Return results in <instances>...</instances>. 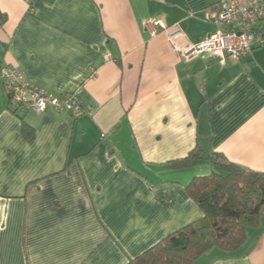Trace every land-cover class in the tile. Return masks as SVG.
I'll use <instances>...</instances> for the list:
<instances>
[{
    "label": "crops",
    "instance_id": "obj_1",
    "mask_svg": "<svg viewBox=\"0 0 264 264\" xmlns=\"http://www.w3.org/2000/svg\"><path fill=\"white\" fill-rule=\"evenodd\" d=\"M217 1L0 0V69L82 111L15 108L0 81V264H127L202 217L186 187L216 171L207 156L264 172V19L239 60L169 44L214 34ZM192 264H264V216Z\"/></svg>",
    "mask_w": 264,
    "mask_h": 264
},
{
    "label": "trees",
    "instance_id": "obj_2",
    "mask_svg": "<svg viewBox=\"0 0 264 264\" xmlns=\"http://www.w3.org/2000/svg\"><path fill=\"white\" fill-rule=\"evenodd\" d=\"M5 20L0 12V27ZM201 158L195 149L170 165L183 169ZM205 159L216 171L194 178L186 187L202 217L170 233L127 264H192L212 249L231 253L242 246L246 230L255 227L264 216V172L233 164L218 153Z\"/></svg>",
    "mask_w": 264,
    "mask_h": 264
},
{
    "label": "built area",
    "instance_id": "obj_3",
    "mask_svg": "<svg viewBox=\"0 0 264 264\" xmlns=\"http://www.w3.org/2000/svg\"><path fill=\"white\" fill-rule=\"evenodd\" d=\"M28 2L30 0H27ZM264 19V0H218L216 10L209 12L208 20L218 30L206 39L179 49L176 40L181 37L177 30L168 33L171 48L183 59L190 60L201 55H220L239 60L248 56L256 41L255 26ZM168 31L160 21L149 24ZM0 81L6 87L9 105L26 108L34 113L47 109L66 111L73 117L81 115L75 93L55 97L26 80L21 71L11 65L0 69Z\"/></svg>",
    "mask_w": 264,
    "mask_h": 264
}]
</instances>
